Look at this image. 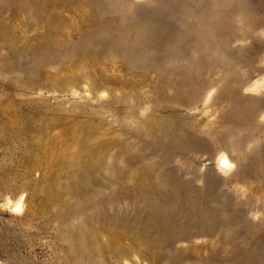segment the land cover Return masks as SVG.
I'll return each mask as SVG.
<instances>
[{
    "label": "rangeland",
    "instance_id": "374dc122",
    "mask_svg": "<svg viewBox=\"0 0 264 264\" xmlns=\"http://www.w3.org/2000/svg\"><path fill=\"white\" fill-rule=\"evenodd\" d=\"M126 263L264 264V0H0V264Z\"/></svg>",
    "mask_w": 264,
    "mask_h": 264
},
{
    "label": "bare ground",
    "instance_id": "6f19581e",
    "mask_svg": "<svg viewBox=\"0 0 264 264\" xmlns=\"http://www.w3.org/2000/svg\"><path fill=\"white\" fill-rule=\"evenodd\" d=\"M231 166H232L231 163L229 162V160L224 155H221L218 157L217 167L220 171H222V170L228 171V170H230ZM23 202H24V196L19 197L13 203L14 209L21 212L23 210ZM126 264H129V263H126Z\"/></svg>",
    "mask_w": 264,
    "mask_h": 264
}]
</instances>
